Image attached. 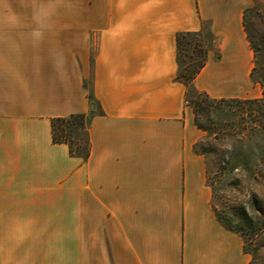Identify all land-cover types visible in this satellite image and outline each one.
Wrapping results in <instances>:
<instances>
[{"label": "crops", "instance_id": "1", "mask_svg": "<svg viewBox=\"0 0 264 264\" xmlns=\"http://www.w3.org/2000/svg\"><path fill=\"white\" fill-rule=\"evenodd\" d=\"M252 3L0 0V264H251L212 204L177 37L212 36L197 89L248 99ZM72 115L86 160L53 141ZM63 198L84 239L63 242Z\"/></svg>", "mask_w": 264, "mask_h": 264}, {"label": "rangeland", "instance_id": "2", "mask_svg": "<svg viewBox=\"0 0 264 264\" xmlns=\"http://www.w3.org/2000/svg\"><path fill=\"white\" fill-rule=\"evenodd\" d=\"M247 15L244 22L252 42L263 51L262 60L264 63V0H253L252 5L246 10ZM245 11V12H246ZM204 50L213 48L212 36L206 30L199 40ZM188 43V45H187ZM181 65L183 68L194 69L201 60L194 51L195 43L193 38L183 41ZM190 44V45H189ZM255 66V65H254ZM253 92L248 99L253 97L262 98L264 87L253 81ZM207 92L200 91L196 86H190L189 106L195 112V103L202 104L199 111V123L210 129L214 134L209 136L208 131L201 130L203 136L196 144L195 151L204 153L209 169V185L213 191V207L223 217H231L235 222L240 221V212L246 209L252 220L247 223L250 232L255 231L258 236L254 239L244 238L245 252L251 257V264H264V138L258 135L250 136L248 139L249 126L236 127V133H245L247 139H232L235 134L232 131L234 123L244 122L240 116L234 113L236 108L222 105L221 109L207 100ZM234 99V97H223ZM222 110V111H221ZM217 137V140L214 138ZM86 133L77 131L70 139L75 151L83 153L78 147H85ZM62 240L84 239L86 233L84 226L76 222V218L70 214V201L63 198L62 208ZM68 250V249H63Z\"/></svg>", "mask_w": 264, "mask_h": 264}, {"label": "trees", "instance_id": "3", "mask_svg": "<svg viewBox=\"0 0 264 264\" xmlns=\"http://www.w3.org/2000/svg\"><path fill=\"white\" fill-rule=\"evenodd\" d=\"M247 12H245L244 17H246ZM246 28V25H245ZM247 31V28H246ZM248 34V31H247ZM193 38L195 47L194 51L197 53L198 56H200L201 60L196 64V67L194 69L191 68H183L181 65V57H182V48H184L183 41L187 38ZM202 37V34H196V33H182L178 35L177 37V44H178V62H179V72L177 75V80L181 83H183L187 87V101L191 103L189 99V89L190 86H195V81L199 74L202 72V70L205 68L207 64L208 59V53L209 49L204 50L201 47V42L199 41ZM264 38V37H263ZM248 39L250 41L251 47L254 51V68L251 74V78L253 81L260 83L264 87V63L262 60V49L258 48L250 39L248 34ZM213 41V40H212ZM188 45V43H187ZM190 45V44H189ZM200 95H204L207 100L210 99V102L215 106V109H221L222 105H226L232 108H236V112L234 115L236 117L241 118L244 122L234 123L232 125V131L235 132V134H232L230 137L232 139H239L242 140L247 139V136L245 133H236V127L243 126L244 124L249 126V132L248 139L250 136L258 135L260 137L264 138V92L263 97L260 99H211L206 93L200 92ZM198 108H202V104L195 103V123L197 127L201 130L208 131L209 136H213L210 132V129L206 126L200 125L199 123V111ZM222 111V110H221ZM90 117L86 115H72L66 118H59L54 119L52 121V129H53V141L55 144H66L69 146L70 154L74 157L82 158L83 160H86L90 154V141H89V133L88 128L90 125ZM238 128V127H237ZM77 131H84L86 133V144L85 147H78L80 151L82 150L83 153L75 151L73 148L70 139L73 137ZM214 140H217V137L214 138ZM197 146V145H196ZM196 149V147H195ZM197 152V151H196ZM264 152V151H263ZM203 156H205L204 153L197 152ZM207 174H208V181H209V169L207 164ZM215 212L217 214V217L223 224V226L237 234H239L242 238H256L258 234L255 231L250 232L248 230L247 223L252 220L249 213L246 209H243L242 212H240V221L235 222L231 219V217H223L221 216L217 209H215ZM263 216L264 212L261 211Z\"/></svg>", "mask_w": 264, "mask_h": 264}]
</instances>
